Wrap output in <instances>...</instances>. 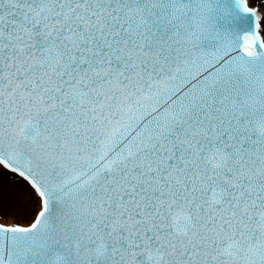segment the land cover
<instances>
[{
  "label": "snow or ice",
  "instance_id": "obj_1",
  "mask_svg": "<svg viewBox=\"0 0 264 264\" xmlns=\"http://www.w3.org/2000/svg\"><path fill=\"white\" fill-rule=\"evenodd\" d=\"M0 264H264V0H0Z\"/></svg>",
  "mask_w": 264,
  "mask_h": 264
}]
</instances>
